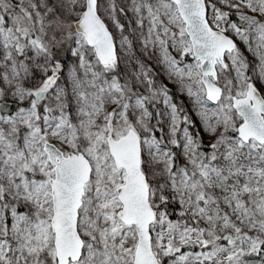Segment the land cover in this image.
I'll use <instances>...</instances> for the list:
<instances>
[{
  "label": "snow or ice",
  "instance_id": "1",
  "mask_svg": "<svg viewBox=\"0 0 264 264\" xmlns=\"http://www.w3.org/2000/svg\"><path fill=\"white\" fill-rule=\"evenodd\" d=\"M0 264H264V0H0Z\"/></svg>",
  "mask_w": 264,
  "mask_h": 264
}]
</instances>
